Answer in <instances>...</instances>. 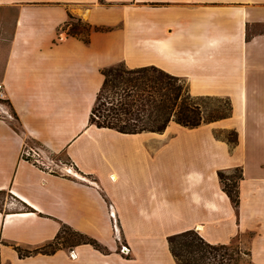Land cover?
Segmentation results:
<instances>
[{
	"label": "crops",
	"instance_id": "obj_1",
	"mask_svg": "<svg viewBox=\"0 0 264 264\" xmlns=\"http://www.w3.org/2000/svg\"><path fill=\"white\" fill-rule=\"evenodd\" d=\"M70 17L92 28L88 43L68 34ZM121 64L181 78L230 114L195 129L171 122L162 134L99 129L90 118L103 70ZM0 84L18 120L0 116V264H177L167 240L189 230L213 245L236 241L264 264V0H0ZM171 124L201 138L189 146L192 164L164 185L135 171L131 154L134 139L162 137ZM25 142L72 161L88 182L21 162ZM231 171L241 174L238 207L219 177ZM64 228L104 252L78 245L20 258L17 249L45 248Z\"/></svg>",
	"mask_w": 264,
	"mask_h": 264
},
{
	"label": "trees",
	"instance_id": "obj_2",
	"mask_svg": "<svg viewBox=\"0 0 264 264\" xmlns=\"http://www.w3.org/2000/svg\"><path fill=\"white\" fill-rule=\"evenodd\" d=\"M70 18L71 23L73 18ZM91 30L92 28L88 25L79 28L74 26L73 32L69 31L68 34L88 43ZM95 31H104V29L96 28ZM102 74L104 82L97 95L90 118V124L99 129H110L129 135L162 134L171 122L185 128L195 129L204 122L217 121L230 114V105L226 102L227 115L206 117L198 102L202 98L193 97L184 80L171 76L156 67L129 69L121 64L103 70ZM219 177L224 192L232 204L238 207L240 198L237 183L241 179V174L234 183L230 178L226 179L227 176L224 173H220ZM225 181H229L231 184L228 186ZM65 230L70 229L64 228L62 233ZM62 233L53 243L34 252L17 249L20 258L35 254L51 255L56 253L60 249H56L55 245ZM75 234L86 239L76 246L91 245L94 249L103 251L96 240L78 233ZM167 241L170 254L177 264H240L241 256L249 258V254L242 251L239 245L210 244L195 230L170 236ZM250 264L252 263L250 262Z\"/></svg>",
	"mask_w": 264,
	"mask_h": 264
},
{
	"label": "rangeland",
	"instance_id": "obj_3",
	"mask_svg": "<svg viewBox=\"0 0 264 264\" xmlns=\"http://www.w3.org/2000/svg\"><path fill=\"white\" fill-rule=\"evenodd\" d=\"M70 24L72 26L70 28H66L68 32H73L74 26L79 28L86 25L85 22H79L77 20L71 21ZM198 102L201 105L202 110L205 112L206 117H217L219 115H227L228 113V106L224 100L202 98V100H199ZM0 116L6 117L10 122L18 127L16 114L11 106L6 102V100H0ZM231 136V134H228L230 139L233 138ZM142 138L143 139H134V150L131 154V158L134 162V170L138 171L140 169V165H142L144 168H147V171L149 169L152 174L155 172L157 175H160L161 178L164 177V185H167V183H173V178L177 173L178 168H182L185 159L189 161L186 163V166L192 164L191 158L188 155L191 151L189 146L191 145V142H195L194 140L199 141L201 136L198 133H187L183 128L171 124L168 132L163 134L162 137L145 136ZM140 140L145 142L141 145ZM225 176H227L225 177L226 179L230 178V180L234 183L237 180L239 173L236 171H231ZM74 181L83 183L79 180ZM92 182L95 183L92 185H97L96 181L93 180ZM225 183L228 186L231 184L229 181H225ZM112 209L113 206H110L109 214L112 219V232L114 241L118 245V253L126 258H129L132 255L131 248L125 241L117 218H113L111 216ZM85 240L86 239L84 238L78 237L73 231L65 230L62 233L60 239L56 242L55 248L66 249L67 251H70L76 247L77 244L83 243ZM231 245L238 246V243L235 241ZM123 247H126L129 250L128 255H125L124 252H122ZM163 247L164 246L162 242V249ZM71 255L73 257V254ZM162 264H168L167 259L162 258ZM240 264H250L249 258L246 256H241Z\"/></svg>",
	"mask_w": 264,
	"mask_h": 264
},
{
	"label": "built area",
	"instance_id": "obj_4",
	"mask_svg": "<svg viewBox=\"0 0 264 264\" xmlns=\"http://www.w3.org/2000/svg\"><path fill=\"white\" fill-rule=\"evenodd\" d=\"M0 100H5L4 87L2 84H0ZM20 161L30 165L45 175L88 182L86 178L80 174L72 161L61 158L59 154L52 152L42 145H32L25 142L20 151ZM91 184L95 183L91 182ZM111 216L113 218L116 217L113 209ZM122 252L128 255L129 250L123 247Z\"/></svg>",
	"mask_w": 264,
	"mask_h": 264
},
{
	"label": "bare ground",
	"instance_id": "obj_5",
	"mask_svg": "<svg viewBox=\"0 0 264 264\" xmlns=\"http://www.w3.org/2000/svg\"><path fill=\"white\" fill-rule=\"evenodd\" d=\"M72 254H73V253H72ZM75 256H76V254H75V255L73 254V258H76Z\"/></svg>",
	"mask_w": 264,
	"mask_h": 264
}]
</instances>
